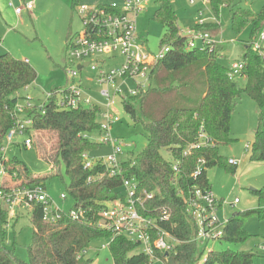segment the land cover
Returning a JSON list of instances; mask_svg holds the SVG:
<instances>
[{
	"label": "trees",
	"instance_id": "16d2710c",
	"mask_svg": "<svg viewBox=\"0 0 264 264\" xmlns=\"http://www.w3.org/2000/svg\"><path fill=\"white\" fill-rule=\"evenodd\" d=\"M79 3L80 0H74L73 9ZM157 3L154 20L166 28L161 47L168 46L170 51L153 69L149 88L123 103L124 111L134 124L141 125L148 135L147 147L137 160L122 163L121 172L115 177H111L103 165L85 170L82 155L96 151L100 146L91 136L100 130L101 108L61 110L55 94L58 89L54 90L55 95L42 109L27 113L33 119V128L28 134L51 170L57 169V176L61 175L64 166L70 179L66 196L73 201L72 209H82L85 218L74 221L66 215L61 221L46 223L43 221V205L33 204L30 210L33 235L28 248L29 260L25 262L5 247L7 211L0 209V264H92L85 253L94 243L107 241L112 236L98 228L102 213L108 203L122 198L124 182L132 179L138 182L139 191L154 194L155 199L148 207H167L172 211L171 221L163 227L181 244L167 258L165 254L160 255L165 264H197L202 259L205 249L193 240L195 229L188 214L189 198L195 187L202 191L211 189L210 169L219 167L236 173L237 166L231 165L220 154V149L233 142L231 120L236 99L246 94L261 110L264 109V64L252 50L251 42L246 43L243 54L246 70L239 77H231L230 68L220 62L225 46L187 50V38L181 32L170 0H158ZM210 4L217 17L222 8L231 12L232 28L237 34L253 25L252 40L264 23V8L254 14L237 9V0H210ZM219 26L208 24L194 29L213 35ZM37 76L29 62L18 60L10 53L0 56V145L14 127L11 114L22 98L18 94L34 84ZM239 78L244 79V86ZM263 124L261 115L250 153L251 162L264 163ZM201 130L212 145L195 148L185 157L184 151L198 143ZM41 132L57 135V144L51 153L36 145V137ZM163 151L171 157L170 161L163 156ZM201 159L205 161L204 166L194 177ZM10 171L16 173V183L41 186L47 190L50 177L22 172L16 162H10ZM98 174L104 177L92 184L87 183L89 176ZM253 193L264 202V186ZM257 212L233 214L221 241L245 242L249 238L245 230L246 219ZM109 249L114 264H152L142 252L133 254L139 246L124 236L115 237ZM254 258L255 255L249 252L211 251L204 264H254Z\"/></svg>",
	"mask_w": 264,
	"mask_h": 264
},
{
	"label": "rangeland",
	"instance_id": "374dc122",
	"mask_svg": "<svg viewBox=\"0 0 264 264\" xmlns=\"http://www.w3.org/2000/svg\"><path fill=\"white\" fill-rule=\"evenodd\" d=\"M23 1H34L33 9L27 10ZM157 1L144 0V9L136 20L139 43L144 45L146 51L154 54L159 53L162 39L166 34V28L154 20L158 9ZM73 2L74 0H0V56L10 53L18 60H27L37 71L36 82L19 93L20 97L31 98L35 105L45 102L47 95L54 90L77 85L79 78H82L81 87L85 94L93 98L94 104L105 110L107 100L100 96V92L107 87L96 82V73L92 72L90 67H85L75 81L68 74L69 69L75 68L69 56L68 40L83 31L82 19L78 10L73 9ZM80 2L90 6L99 3L124 4V0H80ZM170 2L178 17L182 33L198 27L202 19L206 21V25L214 23L211 18L216 14L211 6L205 7L202 0H196L195 5H191L190 0H170ZM18 8L21 9L20 13L16 11ZM263 8L264 0H237V9L258 14ZM200 12L204 13L202 19H200ZM218 17L221 23L217 31L219 35L216 34L217 32L213 35H217L214 37L217 43H223L225 46L224 57L220 62L230 68L233 63L243 60L245 45L252 41L254 28L253 25H249L237 34L232 28L231 12L227 8H222ZM260 32H264V23ZM107 58L95 56L86 62L91 63ZM123 62L124 59L118 57L111 66L118 68ZM238 81L242 86L245 85L244 79L239 78ZM135 87L136 83L129 81L123 91L126 93ZM113 113L120 119L112 128V134L119 140L123 151L118 156V162L122 164L130 160L135 161L147 147L149 137L141 125L134 124L119 100L116 101ZM261 115L264 117V109L261 110L258 104L246 94L236 99L231 120L233 142L220 149V154L228 161L238 163L236 173L232 174L219 167L208 171L211 191L218 199H223L228 204H232L236 198L240 201L236 206H226L220 216L226 214L230 218L235 213L258 211L246 219L245 230L249 238L243 243L211 242L197 264H204L207 251L228 250L252 253L255 255L254 264H264V258L259 249L264 241V202H260L258 196L253 193V190H259L264 186V163L250 161L255 132L260 124ZM101 121L100 118L99 123ZM102 137L103 134L96 131L91 139L100 144ZM24 141L25 137L17 136L14 141L16 145L3 144L7 151L5 154L0 151V158L5 156L7 161L16 162L22 172H28L36 177H50L46 183L47 193L58 207L68 213L73 207V201L70 197H67L65 201L61 199V195L67 193V187L70 184L64 166H62L61 175L57 176V169L53 172L38 149L34 145L31 149L24 147ZM35 141L37 146L51 153L57 144V135L52 132H41ZM112 152V146L100 145L96 151L90 153V156L95 162L103 160L106 163L107 157ZM162 154L167 160H171L166 151ZM17 217L19 218L9 221L4 243L5 247L13 251L19 259L28 262V248L33 235L32 214L29 209L20 208ZM105 244V241L94 243L85 253L86 259L92 260V264H114L110 249L103 248ZM140 252L138 249L133 254ZM154 264L165 263L155 262Z\"/></svg>",
	"mask_w": 264,
	"mask_h": 264
},
{
	"label": "built area",
	"instance_id": "2783aa9c",
	"mask_svg": "<svg viewBox=\"0 0 264 264\" xmlns=\"http://www.w3.org/2000/svg\"><path fill=\"white\" fill-rule=\"evenodd\" d=\"M196 3V0H190L191 5ZM202 4L205 7L211 6L210 0H202ZM24 6L31 11L34 7V1H28ZM76 9L82 19L83 31L68 40L69 56L73 66H75V68L68 70V74L75 81L85 67H90L91 71L96 73V82L107 87L100 92V96L107 100L105 110L100 107L99 119L101 118L102 121L99 123V131L103 134L100 145L113 147V152L107 157L106 163L103 160L102 162H95L91 158V154L85 152L82 155L84 169L92 170L96 165H103L109 170L110 176L115 177L121 172L122 164L118 162V156L123 152L119 140L112 134L113 126L120 121L119 117L113 113L116 101L119 100L123 106L127 98L136 96L141 91H146L150 86V76L153 69L169 53L170 47H161L159 53L154 54L146 51L144 45L139 43L136 20L139 13L144 9V0H124L123 5L99 3L92 6L80 2ZM16 11L20 13L21 9L18 8ZM203 14L200 12V19L203 18ZM211 19L213 24L221 25L219 17L213 15ZM205 25L206 21L202 19L198 26ZM183 34L187 38V50L223 45V43L215 41L214 37L219 34L212 35L209 32L196 29H191ZM250 46L264 64V32L259 31L251 41ZM95 56L108 58L91 63L86 62ZM118 57L124 59L121 66L118 68L111 66ZM245 70L246 65L243 60L239 63L235 62L230 66V75L231 77H239ZM129 81H134L136 87L125 93L123 88ZM81 82L82 78H79L77 85L74 84L69 88L57 90L55 93L58 97L57 105L61 110L99 107L93 103L91 96L85 94ZM55 94H48L46 101ZM46 101L40 105H35L31 98L22 97L19 99L11 114L15 122L14 127L8 132L3 144L16 145L15 138L21 136L25 137L24 147L31 149L34 141L28 132L33 128V119L27 113L35 109H42ZM210 145H212L211 140L201 130L198 143L186 149L184 156H189L195 148L209 147ZM0 151L5 154L7 148L0 145ZM204 163L203 159L199 161L194 177L200 174ZM229 163L238 166L235 161H229ZM16 177V173L10 171V161H7L5 156L0 158V209L7 211V225L10 220L17 217L18 209L26 208L30 211L33 204L43 205V221L46 223H56L66 215L74 221L85 218L82 209H71L66 213L55 204L43 187H28L20 182L16 183ZM103 177V174H98L96 177L89 176L87 183L92 184ZM123 189L122 198L107 204V208L102 213L98 223L99 229L112 234L105 241L106 244L103 248H109L115 237L124 236L137 244L140 251L150 258L152 264L155 262L165 263L160 255L165 254V258H167L181 244L179 239L163 227L172 219L171 209L148 207V204L154 201L155 196L147 191H139L136 179L126 180ZM61 199L65 201L67 199L66 194H62ZM238 203L239 199H235L232 204H228L225 200L217 199L211 189L202 191L195 187L188 202L189 218L195 229L193 240L200 244L205 251L209 243L221 241L230 218L226 214L222 216L220 214L226 206H236ZM259 249L262 252V258H264V241ZM206 257L207 254L205 259Z\"/></svg>",
	"mask_w": 264,
	"mask_h": 264
},
{
	"label": "crops",
	"instance_id": "0c3cea01",
	"mask_svg": "<svg viewBox=\"0 0 264 264\" xmlns=\"http://www.w3.org/2000/svg\"><path fill=\"white\" fill-rule=\"evenodd\" d=\"M23 3H24V5H25V3H27V2L23 1ZM222 46H223V45H222ZM25 61H27V60H25ZM27 62H28V61H27ZM211 189H212V188H211ZM217 199H218V198H217ZM236 199H237V198H236ZM219 200H223V199H219ZM239 203H240V201H239ZM239 203H238V204H239ZM224 211H225V209H224ZM224 211H223V212H224ZM16 218L18 219L19 217H16ZM16 218H15V219H16ZM13 220H14V219H13Z\"/></svg>",
	"mask_w": 264,
	"mask_h": 264
},
{
	"label": "water",
	"instance_id": "95a60500",
	"mask_svg": "<svg viewBox=\"0 0 264 264\" xmlns=\"http://www.w3.org/2000/svg\"><path fill=\"white\" fill-rule=\"evenodd\" d=\"M78 69H80V67H78Z\"/></svg>",
	"mask_w": 264,
	"mask_h": 264
}]
</instances>
